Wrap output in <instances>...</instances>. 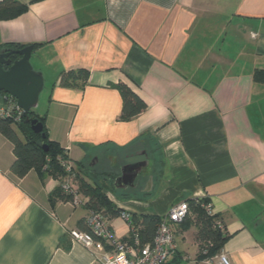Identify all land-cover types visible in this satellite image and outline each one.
<instances>
[{"label": "crops", "instance_id": "0c3cea01", "mask_svg": "<svg viewBox=\"0 0 264 264\" xmlns=\"http://www.w3.org/2000/svg\"><path fill=\"white\" fill-rule=\"evenodd\" d=\"M19 1L26 12L0 19V51L37 44L31 62L46 91L38 114L82 176L104 187L117 236L132 234L124 215L164 217L205 199L228 236L217 255L264 264V0ZM80 70L86 80L64 84ZM120 84L147 103L127 120ZM14 160L0 132V264H101L104 250L71 235L89 231L90 207L52 203L59 180L34 169L18 177ZM140 160L149 163L135 185L115 187L122 167ZM173 228L180 264L217 263L196 259V238L185 254L186 232Z\"/></svg>", "mask_w": 264, "mask_h": 264}, {"label": "trees", "instance_id": "16d2710c", "mask_svg": "<svg viewBox=\"0 0 264 264\" xmlns=\"http://www.w3.org/2000/svg\"><path fill=\"white\" fill-rule=\"evenodd\" d=\"M28 5L19 0H1L0 1V19H11L18 17L26 12ZM34 47L37 44L33 45ZM25 45H10L7 48H23ZM1 52V51H0ZM19 56L13 55L16 60ZM67 76V77H66ZM256 77L264 81V71L256 74ZM88 72L85 70L67 72L63 80L65 85H75L77 79H87ZM123 98V109L121 119H130L147 108V103L133 90L127 86L120 84L117 86ZM0 95H5L1 93ZM15 101V98L12 97ZM29 116H36L44 124L43 133L46 137H42V133H35L27 117L22 115L20 120L16 118L0 117V132L3 133L13 144L15 160L11 165V172L18 177H23L32 169L36 170L42 179L47 176H53L59 180V187L55 189L50 200L55 203L56 200H70V195L66 194L61 186V180L66 176L67 172L62 165V159L68 158L65 147L50 139L48 128L45 123V116H41L36 111H31ZM47 145V150L43 145ZM83 166L77 168V181H79L80 192L84 195L83 205L90 207L91 211H101L108 219V215L115 209L114 203L106 195L104 187L89 183L83 176ZM190 209L196 214L194 220L187 217L180 227L182 230L187 228L189 224L196 225L197 232L195 238L200 244V250L197 254V260L211 259L217 255L228 236L224 233L223 221L218 218L217 214L209 215L204 205L209 203L205 199H190ZM162 217L152 214L135 215L133 222L137 226L139 235L143 243L152 241L158 225ZM218 221L221 225H218ZM87 224V218L85 220ZM88 226V225H87ZM182 254L176 252L164 264H180Z\"/></svg>", "mask_w": 264, "mask_h": 264}, {"label": "built area", "instance_id": "2783aa9c", "mask_svg": "<svg viewBox=\"0 0 264 264\" xmlns=\"http://www.w3.org/2000/svg\"><path fill=\"white\" fill-rule=\"evenodd\" d=\"M12 95H4V104L0 107V117L16 118L20 120L23 109L12 98ZM15 98V97H14ZM68 158L62 159V165L67 174L61 180L64 192L70 195L68 200L73 206H81L85 197L80 192L77 184V165L69 157V149L66 148ZM199 201L198 198H195ZM209 215H215L211 203L204 205ZM190 214L189 201H182L173 205L167 214L162 217L157 227L156 234L152 241L143 243L139 235L137 226L124 215L129 222L132 234L129 238L117 236L110 226L107 217L101 211H91L87 217L89 231L74 229L71 231L73 240L80 242L91 248L94 245L104 250L105 254L101 264H164L173 254L177 252V233L174 225H180ZM222 223L218 221V225ZM106 246L108 250H106ZM216 264H231L226 254L221 253L216 256Z\"/></svg>", "mask_w": 264, "mask_h": 264}, {"label": "water", "instance_id": "95a60500", "mask_svg": "<svg viewBox=\"0 0 264 264\" xmlns=\"http://www.w3.org/2000/svg\"><path fill=\"white\" fill-rule=\"evenodd\" d=\"M34 51L33 45L23 48H7L0 52V94L12 95L17 104L23 109L24 116L31 124L35 133H43L44 124L36 116H29L31 111H36L42 92L45 88V77L42 71L37 70L31 62ZM13 55L19 57L14 60ZM47 150V145H43ZM148 160L128 163L122 167L121 174L115 180V187L127 188L135 185V181L143 168L148 165Z\"/></svg>", "mask_w": 264, "mask_h": 264}, {"label": "rangeland", "instance_id": "374dc122", "mask_svg": "<svg viewBox=\"0 0 264 264\" xmlns=\"http://www.w3.org/2000/svg\"><path fill=\"white\" fill-rule=\"evenodd\" d=\"M45 94H46V91L44 90L43 92H42V94H41V97H40V101H39V104L41 103V107H39L38 106V108L36 109V112H40V108H42L43 107V105H44V101H45ZM180 231V233H182V234H184L185 232V235H184V237H182L181 239H180V242L181 243H183V246H184V248H186L185 249V254H187V255H191V253L193 252V240H194V238H195V232H193L194 231V225L193 224H189L188 225V227L187 228H184V230H179ZM181 235H179V237H180ZM200 244L199 245H197V247L196 248H198V252H199V250H200ZM189 249V250H188ZM188 250V251H187Z\"/></svg>", "mask_w": 264, "mask_h": 264}]
</instances>
